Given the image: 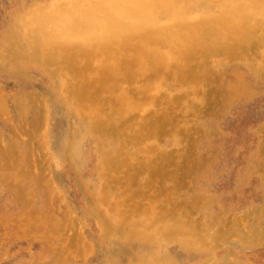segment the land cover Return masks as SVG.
Masks as SVG:
<instances>
[{
  "label": "rangeland",
  "instance_id": "374dc122",
  "mask_svg": "<svg viewBox=\"0 0 264 264\" xmlns=\"http://www.w3.org/2000/svg\"><path fill=\"white\" fill-rule=\"evenodd\" d=\"M71 1L0 0V264H264V37L189 64L157 53L143 72L130 44L113 83L116 60H58L32 36L29 20ZM73 73L83 99L61 83ZM124 220L147 235L125 242Z\"/></svg>",
  "mask_w": 264,
  "mask_h": 264
},
{
  "label": "bare ground",
  "instance_id": "6f19581e",
  "mask_svg": "<svg viewBox=\"0 0 264 264\" xmlns=\"http://www.w3.org/2000/svg\"><path fill=\"white\" fill-rule=\"evenodd\" d=\"M195 10L206 12L194 18L192 16ZM163 17L166 18L164 23L159 21V18L161 20ZM29 24L32 26L30 29L32 36L39 37L38 40L45 47V51L56 54L58 60L69 62L77 53L85 56L86 54L95 55L94 52L100 54L97 57L100 60H116L117 65L107 67L109 71L105 75V80L117 83L119 77L131 75L125 70L131 66L138 67L141 72L158 70L159 64L155 59L157 53H163L171 64L177 61L189 64L198 62L203 56H212L220 49H227L230 52L240 49L253 40L256 32L264 37V0H73L63 7L51 8L48 13L33 17L29 20ZM135 43L136 48L129 47L130 44ZM127 47L135 48L131 49L133 53H136L131 66L128 60L126 61L127 52H131L130 49V51L126 49ZM47 55L46 58L51 60L52 55L48 53ZM71 75L73 78L64 74L60 79L61 83L66 86L65 89L71 98H76L80 93L83 99V88L78 82V75L74 73ZM96 82H101V79ZM126 100V97L122 98V102ZM75 108L79 112L82 109L86 110L79 103L75 105ZM92 112L96 113V111ZM93 117L94 114L89 116L91 120H95ZM76 149L77 145L71 149V157L77 152ZM44 196L46 198V195ZM103 226L106 234L111 235L114 232V227L108 221H104ZM154 226L159 229L165 240H182L181 242L185 245L195 244L196 246H201L203 243L201 240L203 234L199 235L201 238L199 237L196 243L189 240L190 236H193L194 229L190 225H182L175 221H156ZM135 227L140 230L138 235H147L148 229L141 224L135 225L125 220L121 221L119 232L123 235L125 242L130 244L134 242L135 230H137ZM141 260V264H151L149 257H142Z\"/></svg>",
  "mask_w": 264,
  "mask_h": 264
}]
</instances>
